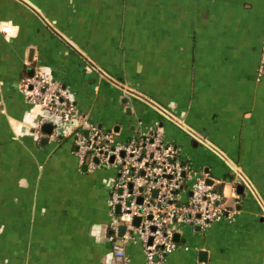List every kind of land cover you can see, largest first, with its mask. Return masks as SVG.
I'll return each instance as SVG.
<instances>
[{"label": "crops", "instance_id": "0c3cea01", "mask_svg": "<svg viewBox=\"0 0 264 264\" xmlns=\"http://www.w3.org/2000/svg\"><path fill=\"white\" fill-rule=\"evenodd\" d=\"M263 57L264 0H0V264L113 261L116 171L80 166L69 136L38 126L30 67L119 141L158 128L225 195L229 214L181 226L163 264H264ZM127 253L146 264L140 244Z\"/></svg>", "mask_w": 264, "mask_h": 264}, {"label": "built area", "instance_id": "2783aa9c", "mask_svg": "<svg viewBox=\"0 0 264 264\" xmlns=\"http://www.w3.org/2000/svg\"><path fill=\"white\" fill-rule=\"evenodd\" d=\"M260 75L264 76V57ZM21 92L29 103L41 105L39 127L51 123L53 131L71 138L80 166L87 165L90 171L100 167L116 171L108 199L112 213V233L108 237L113 253L111 264H129L127 247L134 244L142 246L146 264H163L177 248L174 234L181 226L199 225L205 229L229 214L225 195L207 182V173L185 164L178 146L158 128L150 127L136 139L119 141L114 130L105 131L84 121L65 91L39 70L24 79ZM153 106L163 111L159 105ZM189 133L205 142L200 133ZM217 153L230 166L236 180L256 192L240 168L223 153ZM136 217L140 218L138 225L134 223ZM121 226L125 228L122 235Z\"/></svg>", "mask_w": 264, "mask_h": 264}, {"label": "water", "instance_id": "95a60500", "mask_svg": "<svg viewBox=\"0 0 264 264\" xmlns=\"http://www.w3.org/2000/svg\"><path fill=\"white\" fill-rule=\"evenodd\" d=\"M30 62L32 63V54H33V49L31 50V53H30ZM35 68L33 67H30L29 68V77H32L34 74H35ZM53 129H54V126L51 124V123H45L43 126H42V130L46 133V134H51L53 132ZM46 141V138L43 139V142ZM112 160H113V157H112ZM207 182L209 184H212V180L210 178L207 179ZM243 190H244V187L243 185H239L238 186V193L239 194H242L243 193ZM157 193V191L155 192V194ZM139 201L141 202L142 199L140 198ZM117 212H120V208L117 207ZM140 222V218L139 217H136L135 220H134V223L136 225H138ZM125 228L123 226L120 227V230H119V234L122 235L123 232H124ZM179 239H180V234L179 233H175L174 235V241L176 242H179ZM152 242V239H150V243ZM200 255H206V252L205 251H200Z\"/></svg>", "mask_w": 264, "mask_h": 264}]
</instances>
